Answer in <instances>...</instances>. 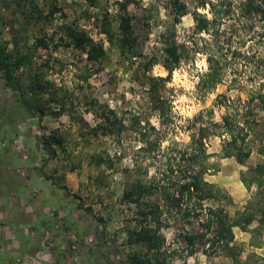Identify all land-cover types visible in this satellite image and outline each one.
<instances>
[{
	"label": "rangeland",
	"instance_id": "374dc122",
	"mask_svg": "<svg viewBox=\"0 0 264 264\" xmlns=\"http://www.w3.org/2000/svg\"><path fill=\"white\" fill-rule=\"evenodd\" d=\"M30 2L0 0V46L9 52L15 48L29 51L36 38L45 39L49 47L40 48L29 72L23 71L21 75L23 80L32 74L52 84L48 86L51 95L38 96V107L45 114L39 121L36 110L30 114L20 106L0 71V202L8 201L5 224L18 225L19 231L34 241L25 250H19L12 234H7L5 225L0 224V264H127L126 257L134 248L126 244L125 225L130 209L123 204V188L136 174L143 173L133 161L140 146L138 131L130 125L133 116H140L142 121L149 119L166 135L164 146H168L172 140L188 143L193 132L187 129L188 120L202 112L212 109L216 121L234 112L240 115L255 112L262 125L250 139L254 157L244 165L233 158L223 159L219 156L221 141L211 138L209 152L214 154L212 162L219 166V172L208 180L237 201L247 195V203L264 204L258 188L253 185L249 192L242 182L243 178L251 181L254 178L251 170L264 164L263 156L258 154L264 147V113L258 104L249 103L252 82L248 74L240 76L237 71L232 72L233 68H240L232 64L224 81L208 89L201 83V77L208 70L206 58L190 51L166 86L173 101V124L167 128L161 127L158 116L151 110L144 88L133 82L135 72L141 73L145 62L153 55L161 56L159 35L174 20L169 0H95L94 3L35 0L43 14L38 25ZM187 2L188 14L179 24L182 42L188 40L195 26L192 19L195 0ZM151 6L153 12L146 13ZM124 14L133 18L137 42L132 49L120 46L123 38L120 17ZM67 27L85 31L104 46L106 58L99 69L88 64L84 53L69 45L65 36ZM107 29L110 35L105 33ZM89 72L92 75L88 81H82ZM151 73L168 76L161 65L154 66ZM233 78L243 79L244 83L231 84ZM53 93L56 100L52 99ZM61 105L64 111H60ZM58 112L61 114L55 115ZM103 112H115L124 118L127 124L124 133L119 134L118 126L112 125L111 136H104L101 130L96 132ZM43 133L62 141L61 145L54 146L56 156L48 155L45 150L41 142ZM100 158L105 161L102 165L97 164ZM146 165L150 175H154L151 161L145 162ZM21 189L24 190L22 198L16 199ZM247 203L234 202L226 209L234 216ZM29 206L32 212H24V207ZM31 214L47 222L45 231L29 227ZM171 233H165L169 242ZM235 234V245L242 251L240 261L264 264L252 257L257 254L264 258V248L250 247V235L240 229ZM175 264L235 263L225 254L208 257L199 253Z\"/></svg>",
	"mask_w": 264,
	"mask_h": 264
},
{
	"label": "trees",
	"instance_id": "16d2710c",
	"mask_svg": "<svg viewBox=\"0 0 264 264\" xmlns=\"http://www.w3.org/2000/svg\"><path fill=\"white\" fill-rule=\"evenodd\" d=\"M88 1L94 3L95 0ZM169 1L174 20L159 35L161 56L153 55L145 62L141 73L135 72L133 79L146 91L151 110L158 116L161 127L173 124V101L166 86L190 51L205 56L208 70L201 77V83L211 90L224 81L229 66L240 67L231 71H237L240 76L248 74V80L252 82L249 103L258 104L264 113V0H195L194 30L184 42L179 39V24L188 14V0ZM18 6L22 10L21 3ZM30 7L36 24H40L43 14L35 0H31ZM151 12L152 6L146 9V13ZM132 20L128 14L120 17L123 36L120 46L123 49H132L137 42ZM105 33L110 35L108 29ZM65 36L70 46L86 55L88 64L96 68L101 66L106 58L103 45L96 43L85 31L72 27L65 29ZM48 47L43 38H36L29 51L15 48L9 52L0 46V71L5 85L14 91L18 103L28 113L35 110L39 113V121L45 114L38 107V96H50L48 86L52 84L42 82L32 74L23 80L21 72H29L36 52ZM156 65H161L168 76L153 75L151 71ZM91 75L89 72L81 80L87 82ZM236 82L244 83L243 79L233 78L231 84ZM53 94L52 99L56 100V93ZM60 111H64V105ZM99 117L101 123L95 130H101L104 136L114 133L112 127L118 126L119 134L127 128L125 119L115 112H103ZM130 125L138 131L140 143L134 165L143 173H135L137 177L123 188L122 201L130 209V218L125 225L126 244L134 248L126 257L127 264H175L177 260H187L199 253L208 257L225 254L235 264H245L240 261L242 251L235 245L236 229L250 235V247L264 248V204L248 202L231 216L226 206L234 205L233 198L208 180L209 176L219 172V166L212 162L214 154L209 152L211 138L221 141L219 156L223 159L233 158L239 165H244L251 157L250 139L262 125L255 112L226 114L221 121L215 120L212 109L202 112L188 120L187 129H193L190 141L183 144L172 140L168 146H164L166 135L149 119L142 121L140 116H133ZM41 142L51 156H56L54 146L62 143L45 133ZM258 154L264 157V147ZM147 161L154 165V175H150L148 165L144 167ZM104 162L100 158L97 164ZM251 172L254 178L251 181L243 178L242 182L249 192L255 185L258 195L264 198V164L256 165ZM170 231L171 242L165 234ZM252 257L264 261L257 254Z\"/></svg>",
	"mask_w": 264,
	"mask_h": 264
},
{
	"label": "crops",
	"instance_id": "0c3cea01",
	"mask_svg": "<svg viewBox=\"0 0 264 264\" xmlns=\"http://www.w3.org/2000/svg\"><path fill=\"white\" fill-rule=\"evenodd\" d=\"M253 157H254V154H252L251 157L248 160L252 159ZM259 157H261V156H259ZM261 158L264 159L263 157H261ZM22 193H24L23 189H21V195H18L15 198L21 200L22 195H23ZM240 193H242V190H240ZM244 197L241 198V200H238V201H237V199L233 198L235 204L243 205V204L247 203L245 201V199H247V195H245ZM7 204H8L7 200H3L2 202H0V219H1L0 220V224L5 225L4 229L7 230V232H6L7 234H12V238H13L12 240H13L14 245H16L17 247L19 246L20 247L19 250L21 248L25 250V248H26L25 246H28V245L31 246L34 241H31L32 239L25 232H23L22 230L19 231L18 225H15V224L6 225L5 224V221L8 219L7 218V213H6ZM23 211L24 212H28V211L32 212L30 206L29 207H24ZM46 224H47V222H45V220H43V218H41L40 216L36 217L34 214H31L30 220L28 219L29 227L34 228V229L39 230V231L40 230H44L45 231L47 229V225H48V224L47 225ZM8 252L10 254H12L10 251H8Z\"/></svg>",
	"mask_w": 264,
	"mask_h": 264
},
{
	"label": "built area",
	"instance_id": "2783aa9c",
	"mask_svg": "<svg viewBox=\"0 0 264 264\" xmlns=\"http://www.w3.org/2000/svg\"><path fill=\"white\" fill-rule=\"evenodd\" d=\"M21 175H22V176H26V173H25V172H21Z\"/></svg>",
	"mask_w": 264,
	"mask_h": 264
}]
</instances>
